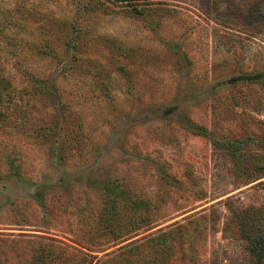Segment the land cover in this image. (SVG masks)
<instances>
[{
    "label": "rangeland",
    "instance_id": "obj_1",
    "mask_svg": "<svg viewBox=\"0 0 264 264\" xmlns=\"http://www.w3.org/2000/svg\"><path fill=\"white\" fill-rule=\"evenodd\" d=\"M0 74V264H264V0H0Z\"/></svg>",
    "mask_w": 264,
    "mask_h": 264
},
{
    "label": "trees",
    "instance_id": "obj_2",
    "mask_svg": "<svg viewBox=\"0 0 264 264\" xmlns=\"http://www.w3.org/2000/svg\"><path fill=\"white\" fill-rule=\"evenodd\" d=\"M12 84L11 81L4 76L3 74H0V104H2V102H6V103H11L14 99L12 94ZM113 187L111 185H108V187L106 188L107 191H109L110 195L107 196L106 198V202H105V206L104 209H102V214H101V223L103 224V228L105 233H112V230L110 229V223H112V218H110V214L112 215L113 213H116L118 211V204L116 203V200L113 196H115V191L112 189ZM113 195V196H111ZM143 204V203H141ZM115 239H118L120 236H117V234L114 233ZM130 243L128 242V244L124 245V247H122L120 249V252L123 253V256H126L131 247L132 246H128ZM104 256H108V255H104ZM86 257H90V262L92 264H96L98 261L99 263L103 264V262L101 261L102 258L101 257H97L95 255H91V254H87L84 256V258ZM101 259V260H100ZM35 264H40V262L42 261L41 258L39 256H36L33 259ZM88 264V263H87Z\"/></svg>",
    "mask_w": 264,
    "mask_h": 264
},
{
    "label": "built area",
    "instance_id": "obj_3",
    "mask_svg": "<svg viewBox=\"0 0 264 264\" xmlns=\"http://www.w3.org/2000/svg\"><path fill=\"white\" fill-rule=\"evenodd\" d=\"M263 112H264V110H263ZM262 118L264 119V113L262 114ZM263 195H264V191H263Z\"/></svg>",
    "mask_w": 264,
    "mask_h": 264
}]
</instances>
